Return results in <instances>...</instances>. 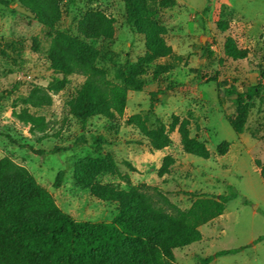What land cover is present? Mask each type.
I'll return each instance as SVG.
<instances>
[{"label":"rangeland","instance_id":"obj_1","mask_svg":"<svg viewBox=\"0 0 264 264\" xmlns=\"http://www.w3.org/2000/svg\"><path fill=\"white\" fill-rule=\"evenodd\" d=\"M175 1L156 15L174 51L172 57L156 63L172 64L173 70L154 79L152 65L141 77L142 90L128 92L123 117L96 116L83 123L69 114L68 102L85 77L69 75L65 88L52 92L63 75L48 62L46 30L19 0H0V158L8 156L26 167L64 212L86 222H110L117 213L115 203L96 199L74 180L77 164L88 158L103 160L110 155L118 169L119 174L101 173L98 183L125 191L146 185L156 200L165 197L181 210L190 209L195 195H223L232 186L238 197L227 203L222 216L200 227L201 241L174 250L172 264H202L208 257H214L208 264H264V240L254 244L264 236V176L256 165L264 164V91L251 101L241 135L227 121L235 115L236 95L226 92L231 86L241 92L264 83V0ZM60 5L56 29L71 36L77 34L78 21L88 10H102L113 18V37L89 43L99 51L97 65L119 83L116 74L136 63L146 50L145 37L126 23L124 1L60 0ZM229 37L238 48L248 50L247 58L235 60L226 54ZM36 42L39 50L33 47ZM34 88L52 97L51 105L30 109L50 123L46 132L37 135L12 116L15 101ZM173 115L190 119V135L206 144L208 159L187 154L177 132L171 133L169 147L152 150L145 131L154 128L156 121L168 126ZM133 116L135 123L130 122ZM223 142L229 143V150L220 155L217 147ZM167 155L174 163L160 177L158 170ZM59 172L63 173L61 187L55 189ZM242 247L238 253L215 257Z\"/></svg>","mask_w":264,"mask_h":264},{"label":"trees","instance_id":"obj_2","mask_svg":"<svg viewBox=\"0 0 264 264\" xmlns=\"http://www.w3.org/2000/svg\"><path fill=\"white\" fill-rule=\"evenodd\" d=\"M123 1L126 23L145 37L146 50L136 63L116 74L119 83H115L108 78L106 70L97 65L99 51L89 43L113 37V18L102 10H88L78 21L77 34L71 36L56 29L62 14L60 0H19L20 5L46 30L50 39L46 53L48 62L52 70L63 75L51 91L57 93L64 89L69 75L85 77L77 95L68 102L69 114L83 123L96 116L108 120L123 117L128 92L142 90L144 82L141 77L148 74L152 65L154 79L174 68L169 63H156L174 54L173 48L164 39L166 30L156 20V15L159 9L171 8L176 1ZM33 47L39 50V43H34ZM225 51L235 60L248 56V50L238 48L231 37L226 40ZM262 91L264 83L247 87L241 92L235 86L226 90L229 95H236L235 115L227 119L236 134L244 133L252 108L251 101ZM51 104L49 93L34 88L27 97L15 101L12 116L27 127L31 135L44 133L49 129V121L30 109ZM136 119L133 116L130 122L135 123ZM190 125L188 117L173 115L168 126L156 121L154 128L145 132L153 151L169 147L171 133L177 132L187 154L208 159L210 152L206 144L190 135ZM43 138L45 135L38 141ZM98 140L100 138H95V141ZM19 146L41 153L32 146ZM217 150L220 155H225L229 143H221ZM173 163L172 156L164 157L158 175L168 174ZM256 165L264 176V164ZM103 172L119 174L110 155L103 160L88 158L78 163L74 180L86 187L96 199L115 203L116 215L110 222L78 221L61 209L53 194L39 184L26 167L8 156L0 158V264H172L174 250L201 241L200 227L222 216L227 203L239 195L229 186L228 192L223 195H195L196 200L190 209L181 210L165 197L156 200L146 185L133 186L125 191L111 184H100L97 177ZM62 175V172L58 173L53 185L55 189L61 187ZM244 203L248 204V201ZM262 214L264 216V212ZM263 240L264 236H260L254 244ZM243 249L245 247L221 251L215 257L238 253ZM213 258L208 257L201 263L208 264Z\"/></svg>","mask_w":264,"mask_h":264}]
</instances>
